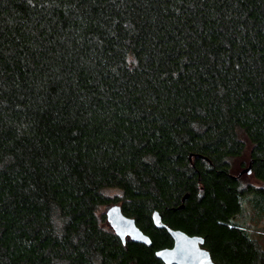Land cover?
<instances>
[{
    "label": "trees",
    "instance_id": "1",
    "mask_svg": "<svg viewBox=\"0 0 264 264\" xmlns=\"http://www.w3.org/2000/svg\"><path fill=\"white\" fill-rule=\"evenodd\" d=\"M246 203L264 211V0H0V264H164L155 210L215 264H264Z\"/></svg>",
    "mask_w": 264,
    "mask_h": 264
},
{
    "label": "water",
    "instance_id": "2",
    "mask_svg": "<svg viewBox=\"0 0 264 264\" xmlns=\"http://www.w3.org/2000/svg\"><path fill=\"white\" fill-rule=\"evenodd\" d=\"M244 171L249 172L248 165ZM107 219L114 232L124 242L128 236L134 242L150 244V238L136 225L132 217L124 215L118 205L110 206L107 211ZM153 225L164 228L172 238V246L156 249L154 255L164 264H215L209 252L201 247L203 238L199 235H190L180 229H173L166 225L158 211L151 214ZM159 253V255H158Z\"/></svg>",
    "mask_w": 264,
    "mask_h": 264
},
{
    "label": "rangeland",
    "instance_id": "3",
    "mask_svg": "<svg viewBox=\"0 0 264 264\" xmlns=\"http://www.w3.org/2000/svg\"><path fill=\"white\" fill-rule=\"evenodd\" d=\"M106 209L107 207L102 208ZM237 220L247 228L250 236L264 247V211L256 212L249 203H246L242 215Z\"/></svg>",
    "mask_w": 264,
    "mask_h": 264
},
{
    "label": "flooded vegetation",
    "instance_id": "4",
    "mask_svg": "<svg viewBox=\"0 0 264 264\" xmlns=\"http://www.w3.org/2000/svg\"><path fill=\"white\" fill-rule=\"evenodd\" d=\"M171 240H172V238H171ZM172 243H173V241H172ZM172 246V245H171ZM202 247V246H201Z\"/></svg>",
    "mask_w": 264,
    "mask_h": 264
},
{
    "label": "snow or ice",
    "instance_id": "5",
    "mask_svg": "<svg viewBox=\"0 0 264 264\" xmlns=\"http://www.w3.org/2000/svg\"><path fill=\"white\" fill-rule=\"evenodd\" d=\"M158 255H159V253H158Z\"/></svg>",
    "mask_w": 264,
    "mask_h": 264
}]
</instances>
